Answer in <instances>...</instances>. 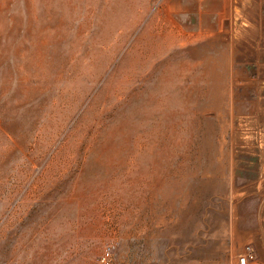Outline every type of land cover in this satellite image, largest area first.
<instances>
[{
    "label": "rangeland",
    "instance_id": "1",
    "mask_svg": "<svg viewBox=\"0 0 264 264\" xmlns=\"http://www.w3.org/2000/svg\"><path fill=\"white\" fill-rule=\"evenodd\" d=\"M248 245L264 264V0H0V264Z\"/></svg>",
    "mask_w": 264,
    "mask_h": 264
},
{
    "label": "bare ground",
    "instance_id": "2",
    "mask_svg": "<svg viewBox=\"0 0 264 264\" xmlns=\"http://www.w3.org/2000/svg\"><path fill=\"white\" fill-rule=\"evenodd\" d=\"M19 10V9H18ZM2 13V12H1ZM2 15V14H1ZM123 12H121V11H118L117 12V14L114 16V15H112L111 16V18H112V22H110V24H111V26H114V28H116L119 24L121 25V22L123 21L122 20V18H123ZM13 20V19H12ZM23 22V21H22ZM124 22V21H123ZM160 27V26H159ZM113 32V31H112ZM111 32V33H112ZM128 34V33H127ZM112 35V34H111ZM149 35V34H148ZM103 37H105V36H103ZM9 38V37H8ZM114 39V38H113ZM17 40V39H16ZM119 40V39H118ZM24 42V41H23ZM120 43H121V41H120ZM170 43V42H169ZM120 45V44H119ZM25 46V45H24ZM103 47V46H102ZM21 48V47H20ZM109 48V47H108ZM117 48V47H116ZM23 49V48H22ZM103 49H104V47H103ZM102 50V49H101ZM109 51V50H108ZM164 52V51H163ZM99 53V51L98 50H93L92 52H90L89 54H91L92 55V59H94L95 60V62L99 59V58H96V56H97V54ZM134 53V52H133ZM162 53V52H161ZM46 58V57H45ZM90 60V59H89ZM92 63V62H91ZM96 65H97V63H96ZM93 66V65H92ZM39 67H41V66H39ZM8 68V67H7ZM61 69V68H60ZM18 71V70H17ZM59 71V70H58ZM14 74V73H13ZM35 80V79H34ZM40 80V79H39ZM40 100V99H39ZM5 101V100H4ZM10 106V105H9ZM12 106V105H11ZM14 107V106H13ZM10 108V107H9ZM11 109V108H10ZM14 109H16V108H14ZM9 110V109H8ZM12 110V109H11ZM7 116V115H6ZM5 116V117H6ZM36 117V116H35ZM4 120V119H3ZM37 137V136H36Z\"/></svg>",
    "mask_w": 264,
    "mask_h": 264
},
{
    "label": "built area",
    "instance_id": "3",
    "mask_svg": "<svg viewBox=\"0 0 264 264\" xmlns=\"http://www.w3.org/2000/svg\"><path fill=\"white\" fill-rule=\"evenodd\" d=\"M256 259L257 257H256L255 249L252 246L248 245L245 248L244 253L240 256V264L254 263ZM102 262L104 264H108L107 262H105V259H102Z\"/></svg>",
    "mask_w": 264,
    "mask_h": 264
}]
</instances>
